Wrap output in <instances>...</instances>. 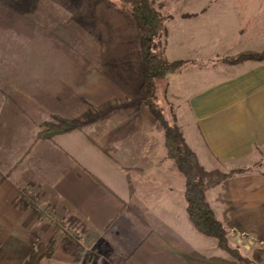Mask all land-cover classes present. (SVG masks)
<instances>
[{
  "label": "crops",
  "instance_id": "0c3cea01",
  "mask_svg": "<svg viewBox=\"0 0 264 264\" xmlns=\"http://www.w3.org/2000/svg\"><path fill=\"white\" fill-rule=\"evenodd\" d=\"M16 5L0 6L1 239H8L10 216L56 220L54 213L61 211L81 221L85 239L79 242V259L75 248H57L52 264H232L216 239L193 227L185 178L168 158L165 130L147 106L133 103L147 91L135 21L110 4L98 5L92 28L104 33L102 54L88 58L87 43L76 34L65 0H31L30 8ZM210 13L213 21L239 16L232 9ZM188 22L168 24L170 62L200 56L198 28ZM25 30L38 39L31 42L33 55L31 43L20 39ZM40 32L51 37L40 40ZM253 33L243 49L229 55L263 52L262 30ZM212 39L214 49L218 43ZM57 48L63 54L59 61L53 57ZM222 67L224 76L213 71L211 85L201 84L199 67L173 74L167 92L187 144L208 171L228 173L261 163L207 191L219 220H229L235 218V207L264 201V60ZM54 115L79 126L52 140H39L41 124ZM236 183L245 198L233 197ZM248 187L255 188L256 199ZM21 195L35 198L37 207L53 210V216L39 218L33 207L15 209L13 202ZM19 233L17 246L26 257L31 244ZM6 249L1 252L5 257Z\"/></svg>",
  "mask_w": 264,
  "mask_h": 264
},
{
  "label": "rangeland",
  "instance_id": "374dc122",
  "mask_svg": "<svg viewBox=\"0 0 264 264\" xmlns=\"http://www.w3.org/2000/svg\"><path fill=\"white\" fill-rule=\"evenodd\" d=\"M151 1L153 3L154 8L162 15L163 22H164L163 23L164 31L162 35L160 36V38L157 40V53L162 58H164V60H166L168 63L182 62L183 65L181 66L179 71L173 74H179L190 67L201 68L203 70V72L200 73V77H199L201 84H209V85L212 84L213 81L210 82L208 81V79L211 78V76H213V73H214L213 71H215L216 75L219 77L224 76L223 74L224 71H223L222 66L231 65V64L225 63L224 60L228 58H233L239 54L244 53V52H241L234 56L229 55V53L243 49L247 44L246 40H248L249 42L251 41L247 37V35L254 36L256 34L253 33V31H256L257 29L259 30L261 29L262 30L261 34L263 35V40H264V0H151ZM65 3L72 10V13H73L72 20H73V23L75 24L76 31H78V33L76 32V34H78V37H80V40H83L87 43L88 47L86 48L85 53H86V56H88V58H95L96 56L98 55L101 56L102 54V48H100V46H101V37L104 33L103 34L99 33L98 27L92 28V26H95L94 20H93L94 18L93 10L98 5L110 4L114 6L121 14L130 16V18H132V20L135 21L132 14L128 10L123 9L121 5L119 7L116 1H112V0H71V1H68V0H65ZM2 4H5V5L10 4V5H13L14 7H17L16 4H18L20 6H24L25 8H30L31 0H0V6H2ZM214 9L215 10L217 9L237 10L239 16L234 17V18L215 17V21H213L214 18L211 16L210 10H214ZM191 10L198 11V12L194 14L185 13L186 16H183V17L180 15L183 12L191 11ZM87 15L88 17H86ZM27 20L28 21L26 20L24 21L25 27L30 26L29 18H27ZM185 20H189L190 22L188 23L196 25L198 28V32L196 33V35L199 38L200 45H201L200 56L194 59H186V60L181 59V60L170 62L166 58L167 42L165 40L166 35H168L167 34L168 29H169L168 24L171 22L172 23L174 22V24H177L179 26L182 23V21H185ZM225 20H233V21L232 23H225ZM9 21H10L9 22L10 24H14L13 19H9ZM134 23H135V27H134L135 28V45L141 46L139 29H138L136 21ZM27 24H29V26ZM249 30L252 33L249 34L248 33ZM24 33H27L28 35L23 34L22 36H20V39H22L21 41L24 42L25 44L27 43L30 44L31 42L32 43L38 42L37 37L34 34L30 33V30L29 31L25 30ZM115 34H116V31L114 35ZM38 37L40 38V40H48L51 36H49L47 32H44V33L40 32L38 34ZM212 38H215L218 43L217 47L214 49L211 48V41L213 40ZM226 44H229L230 46L236 47V48L234 49L230 48L229 50H222L221 48H218L221 46L224 47L226 46ZM207 45L209 47L205 49L204 46H207ZM30 51H31V54L33 55L35 51L33 48V45L31 49L29 50V52ZM225 51H229V52H225ZM25 52H28V48L25 49ZM246 52H253V51H246ZM255 53L263 54L264 50L263 52H255ZM62 55L63 54H61L59 48H57L56 52L53 53V57L57 61L63 59ZM142 60H143V50H142ZM210 70H212V73L210 72ZM173 74H169L165 78L157 81L155 102H156L157 107H159L163 111L165 119L169 123L175 124L178 126L176 116L174 115V112H173L172 104L168 100V92H167L168 81H169L170 76ZM216 79L218 81V77ZM144 98L137 99L133 103H135L136 105L147 106L151 112L152 118L158 121L157 118L153 115L150 107L143 102ZM50 120L51 118L49 119V121ZM44 123H42L41 126ZM178 128L184 138V135L179 126ZM40 130H41V127H40ZM184 141L187 144L185 138H184ZM188 147L191 149L189 145ZM193 153L196 155L194 151ZM199 163L209 173L214 172V171H220V170L208 171L201 164L200 161ZM260 165L261 163L258 162L253 168L233 170L228 173H224L222 171L220 172H222L223 174H231L233 172L243 171L241 173L235 174L234 176L230 177V178H237L239 174L248 172L250 170H254L256 167H259ZM229 179L223 181L219 185L213 188H210L208 190H211V189H214L220 186L221 184L228 181ZM236 185L238 184L236 183ZM248 188L253 190L251 193L253 195V199H256L255 188L254 187L253 188L248 187ZM236 189H234V191H236L237 193L232 192L233 197L235 194L239 198V200L241 197L245 198L244 197L245 192L241 191L242 190L241 186L238 185V188ZM207 191L205 195H206V200L209 203L207 199ZM247 196H248V199H250L251 197L250 194H248ZM15 203L16 202H13V207L15 209L17 208L20 211L27 209V208H22L21 206H17V205L15 206ZM241 204H243V202H241ZM32 210L40 218L41 212L44 210V208L39 207L37 209H32ZM51 211L53 213V210ZM232 213L235 215V218L233 217L232 219H229V220H219V218L214 212L216 218L222 223V225L224 226L227 232L228 241L231 247L238 249L241 255L245 259H247V262H243V261L241 262L232 257V261H231L232 264H264V201L263 203L254 202L253 206H248V208L246 209L245 208L240 209L238 207H235L232 210ZM54 214L56 215L55 216L56 220L55 219L54 220H15L14 217L10 216L9 218L11 219L8 220V225H7V234H8L7 238L8 239L7 240H5V238L1 239L3 235L0 234V253L2 252V249L7 250L6 248H8L9 255L5 257V254L1 253L0 264H6L5 261H7V264H25L26 263L28 259V255L26 257L21 255L19 248L17 246L18 243H20L17 240V236H19L20 238V235H17L19 232H20L19 234L23 232L26 235L27 239L29 240L31 244L30 248L34 246L35 244L49 245L52 241H54L55 251L53 255L56 253L57 248L60 249L61 251L75 248L76 254H77L76 257L79 259V254L81 252L79 249V246H80L79 242H80V239L82 238L85 239L84 237L85 231H84V227L81 221L73 220L69 216L68 213L64 214L61 211L59 213L56 212ZM0 232L4 234L5 232L4 227L0 226ZM74 234H77L80 238L74 237ZM82 243H84V240L82 241ZM217 247H218V244H217ZM29 250H28V254H29ZM12 252L16 253L14 256H12L13 260L11 259ZM52 256L49 258L43 259L41 264H52L53 263Z\"/></svg>",
  "mask_w": 264,
  "mask_h": 264
},
{
  "label": "trees",
  "instance_id": "16d2710c",
  "mask_svg": "<svg viewBox=\"0 0 264 264\" xmlns=\"http://www.w3.org/2000/svg\"><path fill=\"white\" fill-rule=\"evenodd\" d=\"M117 5L128 10L134 17L139 33L141 47L143 50V77L147 85V93L143 102L147 104L153 115L160 122L166 133V144L168 158L173 160L179 170L185 176V198L190 221L197 232L217 240L218 247L228 253L231 257L247 262L238 249L231 247L227 232L222 223L216 218L213 210L206 200V191L240 172L223 174L220 171L207 172L199 163L196 155L185 143L184 138L177 125L169 123L163 111L157 107L155 94L157 81L169 74L179 71L182 62L168 63L157 53V40L164 31L162 15L154 8L151 0H112ZM263 61L264 53L244 52L233 58L225 59L224 62L238 65L246 61ZM78 122L67 120L58 115L51 117L50 121L41 126L38 134L39 140H52L56 135L65 134L75 130ZM36 199L31 196L21 195L15 206L22 208L33 207L37 209ZM53 216L51 210L45 209L41 212V218ZM55 251L54 241L49 245L35 244L29 250L28 259L25 264H41L42 260L49 258Z\"/></svg>",
  "mask_w": 264,
  "mask_h": 264
}]
</instances>
